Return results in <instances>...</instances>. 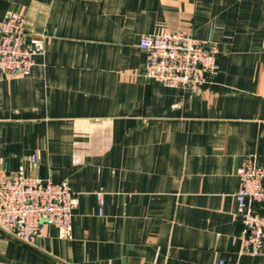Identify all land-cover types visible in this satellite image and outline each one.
Segmentation results:
<instances>
[{
    "label": "crops",
    "instance_id": "obj_1",
    "mask_svg": "<svg viewBox=\"0 0 264 264\" xmlns=\"http://www.w3.org/2000/svg\"><path fill=\"white\" fill-rule=\"evenodd\" d=\"M45 53L0 74V174L68 184V234L0 264H264L239 252L236 169L264 168V0H0ZM183 30L218 51L196 91L142 75V34Z\"/></svg>",
    "mask_w": 264,
    "mask_h": 264
},
{
    "label": "built area",
    "instance_id": "obj_2",
    "mask_svg": "<svg viewBox=\"0 0 264 264\" xmlns=\"http://www.w3.org/2000/svg\"><path fill=\"white\" fill-rule=\"evenodd\" d=\"M24 16L10 12L0 20V74L27 75L36 56L45 53L43 34L30 33ZM138 46L145 52L142 75L173 88L196 91L218 74V51L183 30L142 34ZM240 187L235 196L243 224L241 254H264V168L247 162L236 169ZM74 191L62 182L20 173L0 174V230L33 245L47 224L70 232ZM218 264H247L219 260Z\"/></svg>",
    "mask_w": 264,
    "mask_h": 264
}]
</instances>
